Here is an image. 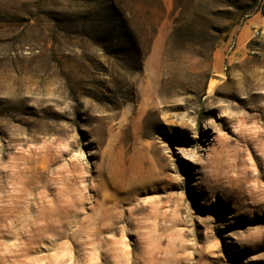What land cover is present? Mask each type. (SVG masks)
I'll return each instance as SVG.
<instances>
[{"label": "rangeland", "instance_id": "rangeland-1", "mask_svg": "<svg viewBox=\"0 0 264 264\" xmlns=\"http://www.w3.org/2000/svg\"><path fill=\"white\" fill-rule=\"evenodd\" d=\"M0 264H264V0H0Z\"/></svg>", "mask_w": 264, "mask_h": 264}, {"label": "built area", "instance_id": "built-area-1", "mask_svg": "<svg viewBox=\"0 0 264 264\" xmlns=\"http://www.w3.org/2000/svg\"><path fill=\"white\" fill-rule=\"evenodd\" d=\"M255 32H256V31H255ZM232 45H233V43L230 44V46H229V51L232 49Z\"/></svg>", "mask_w": 264, "mask_h": 264}]
</instances>
